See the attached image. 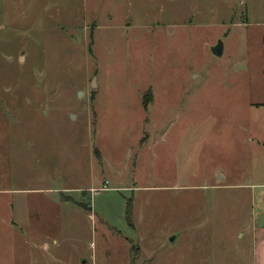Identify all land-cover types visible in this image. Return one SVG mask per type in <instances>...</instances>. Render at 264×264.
Listing matches in <instances>:
<instances>
[{"label": "rangeland", "instance_id": "1", "mask_svg": "<svg viewBox=\"0 0 264 264\" xmlns=\"http://www.w3.org/2000/svg\"><path fill=\"white\" fill-rule=\"evenodd\" d=\"M254 222L264 0H0V264H252Z\"/></svg>", "mask_w": 264, "mask_h": 264}, {"label": "crops", "instance_id": "2", "mask_svg": "<svg viewBox=\"0 0 264 264\" xmlns=\"http://www.w3.org/2000/svg\"><path fill=\"white\" fill-rule=\"evenodd\" d=\"M247 232L252 239V242L249 244V247H251L250 255L252 264H264V224L254 222ZM169 248L171 247L163 245L155 251V254L162 250H169ZM187 258V256L184 257V259Z\"/></svg>", "mask_w": 264, "mask_h": 264}, {"label": "water", "instance_id": "3", "mask_svg": "<svg viewBox=\"0 0 264 264\" xmlns=\"http://www.w3.org/2000/svg\"><path fill=\"white\" fill-rule=\"evenodd\" d=\"M224 45L223 42L220 40L216 46L212 47L213 53L215 56L222 57L224 55Z\"/></svg>", "mask_w": 264, "mask_h": 264}, {"label": "trees", "instance_id": "4", "mask_svg": "<svg viewBox=\"0 0 264 264\" xmlns=\"http://www.w3.org/2000/svg\"><path fill=\"white\" fill-rule=\"evenodd\" d=\"M131 207L129 208V211H130ZM130 213H128V217H129ZM132 225V224H131Z\"/></svg>", "mask_w": 264, "mask_h": 264}, {"label": "built area", "instance_id": "5", "mask_svg": "<svg viewBox=\"0 0 264 264\" xmlns=\"http://www.w3.org/2000/svg\"><path fill=\"white\" fill-rule=\"evenodd\" d=\"M106 184H108V182H106Z\"/></svg>", "mask_w": 264, "mask_h": 264}]
</instances>
